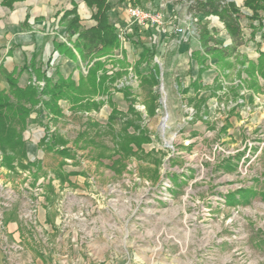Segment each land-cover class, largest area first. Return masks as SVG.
I'll use <instances>...</instances> for the list:
<instances>
[{
    "label": "rangeland",
    "instance_id": "rangeland-1",
    "mask_svg": "<svg viewBox=\"0 0 264 264\" xmlns=\"http://www.w3.org/2000/svg\"><path fill=\"white\" fill-rule=\"evenodd\" d=\"M72 1L81 24L94 25L83 0H59L43 23L31 13L30 29L16 37L31 35L32 43H18L11 57L1 51L0 64L20 68L23 54L28 64L35 50L47 76L58 68L78 82L92 63H73L53 49L55 38L65 41L55 18ZM225 1L251 13L244 0ZM126 4L135 5L109 0L110 20L122 31ZM136 5L163 15L162 28H141L149 36L132 38L153 50L151 75L137 63L142 49L125 39L96 59L107 75L118 74L94 98L98 108L61 99L54 115L40 96L21 130L24 156L8 166L0 149L3 264H264V68L248 50L260 45L248 40L242 19L251 43L227 57L207 55L198 25L197 34L174 35V26L192 19L184 2ZM3 12L0 24L18 20ZM203 23L209 46L231 47L217 17ZM28 79L21 73L18 85ZM0 88H7L1 75Z\"/></svg>",
    "mask_w": 264,
    "mask_h": 264
},
{
    "label": "trees",
    "instance_id": "trees-1",
    "mask_svg": "<svg viewBox=\"0 0 264 264\" xmlns=\"http://www.w3.org/2000/svg\"><path fill=\"white\" fill-rule=\"evenodd\" d=\"M15 1L17 0H2V3L11 6ZM119 1L122 4L130 1L136 5L143 0ZM83 2L89 9L94 10L91 18L95 24L84 27L81 24L77 4L72 3L71 9L64 10L58 20L65 41H59L57 38L53 40V49L59 56L73 63H77V59L82 63H87V65L92 63V66L87 70V74L81 75L78 82L71 75L64 77L58 68L54 70L53 77L47 76L36 64L37 53L32 54L29 63H26L18 74L15 71L7 72L0 64V75L8 84L7 91L0 90V149L5 153V162L8 166H11V162L18 155L24 156L21 130L25 127V119L29 116L28 114L41 103L38 97H48V100L43 102V106L48 108L50 113L54 115L60 113L57 103L61 99L74 106L80 103L86 109L98 108L100 103L95 101L94 98L98 94H107L108 86L113 84L118 77L116 73L113 76L107 75L104 63L96 61L97 58L111 55L121 47L118 28L111 22L109 17L111 10L109 0H83ZM179 2H184L190 15L197 18L201 30V47L207 55L227 57L237 51L243 41L239 27V22L243 18H247L249 21H258L260 29L264 27L261 20V15L264 13V0H244V6L251 12L250 16L243 15L233 2H226L225 0H179ZM211 16L217 17L227 30L232 42L230 48L217 49L209 46L212 38L203 20ZM23 26H27V22ZM149 31L145 30L143 32L140 28L134 26L130 30V34L128 33L126 36L128 41L136 46L139 45V48L142 49L137 63L146 65L147 72L144 75H151L150 61L154 58V52L151 48L139 43V41L135 43L132 38L140 37L142 34L149 36ZM261 39L264 42V34H261ZM214 42L215 44L218 43L217 41ZM258 67L259 70L264 68L263 52L259 54ZM22 70L29 75L28 84L24 87L18 85V77ZM138 74L143 75L141 71H138ZM33 77L35 81H32ZM34 83H43V86L39 90ZM82 100H87V102L83 103ZM124 124L133 126V122L130 120L125 121ZM48 150L53 152L52 147ZM63 150L56 152L63 156L66 154V151Z\"/></svg>",
    "mask_w": 264,
    "mask_h": 264
},
{
    "label": "crops",
    "instance_id": "crops-1",
    "mask_svg": "<svg viewBox=\"0 0 264 264\" xmlns=\"http://www.w3.org/2000/svg\"><path fill=\"white\" fill-rule=\"evenodd\" d=\"M48 1L49 0H17L15 2H13L11 6H8L6 4H3L2 0H0V12L1 11L3 12V10H7L6 13H4V12L2 13L3 15L5 14L10 19H13L14 16L16 15L15 13H18V20L16 22L12 21L11 25L0 24V52L3 50H7L6 54H8L9 57H11V55L13 54V52L15 50V47H17V44L21 42V40L17 39L16 32L22 31L20 29L21 27L22 28L27 27L30 29V27H29L30 23H28V21L30 19L31 13H35L36 16H39L36 19V24L43 23L44 17L46 15H48L51 12V10L54 9V8L49 7V5L55 6L57 4V2H59V0H50L51 1L50 3H48ZM72 3L74 4L75 2L72 1ZM59 4H60V2H59ZM110 8H111L110 13H113L112 7H110ZM1 9H3V10H1ZM64 10H68V9H64ZM64 10L58 11V14L62 15V12ZM27 18H28V20L26 21ZM56 19L59 20L58 17L55 18V20ZM125 21H127V17H126ZM25 22H27V26H23V24ZM130 30L131 29H129L128 31L130 32ZM18 38L21 39V37H18ZM32 40H33L32 36L30 35L28 37V39L23 37L21 43L30 45L32 43ZM29 48H30V46H29ZM33 53H37V51H35V50L30 51V57L32 56ZM25 55H26V53L23 54L22 65L20 68L17 64L12 65L10 69L6 68V66L4 64H2V66L6 69L7 72L10 73V72L15 71V73L18 74L20 72V70L22 69V67L24 65H26V63H27V62H25L27 60L25 58ZM24 72H26V71L22 70L21 73H24ZM5 83H6V81H5ZM6 85H7L6 89L0 88V90L7 91L8 90V84L6 83ZM8 225H9L8 227H10L11 224H8ZM0 264H3L1 254H0Z\"/></svg>",
    "mask_w": 264,
    "mask_h": 264
},
{
    "label": "built area",
    "instance_id": "built-area-1",
    "mask_svg": "<svg viewBox=\"0 0 264 264\" xmlns=\"http://www.w3.org/2000/svg\"><path fill=\"white\" fill-rule=\"evenodd\" d=\"M124 11L127 17V21L125 24V30L122 31L120 28L118 29V38L120 43H122L123 41H125V33H126V29H130L132 28V26H137L138 28H144V29H160L163 27L164 22H163V15L160 11L156 10V9H142L139 6L136 5H131V4H126L124 5ZM241 11V9H239ZM250 12V11H249ZM241 13L245 16H250L251 13H245L244 11H241ZM192 17V16H190ZM212 17V16H211ZM207 19V18H206ZM187 20V19H186ZM243 20H246V22L248 23L249 26V36H248V40H254V42H256L258 45H260V48H255V49H248L250 53L259 55V53L263 52L264 53V42L261 39V34L264 32V28L262 30H260L259 34L258 33H254L255 29L259 26L258 21H249L247 18H243ZM242 20L239 22V27H240V31H241V37L242 40L245 43H251V41H248L246 39V30H247V26L245 24L241 23ZM264 23V20L262 21ZM221 23V22H220ZM196 25H198V20L197 18L192 17V19L187 20V23H182V25L174 26V35L177 36L178 38H184V37H188V33H196L197 31H195L194 27H196ZM256 27V28H255ZM118 28V27H117ZM224 28V27H223ZM258 49V50H257ZM257 102H260V99L256 100ZM2 215L0 214V227L2 225Z\"/></svg>",
    "mask_w": 264,
    "mask_h": 264
}]
</instances>
